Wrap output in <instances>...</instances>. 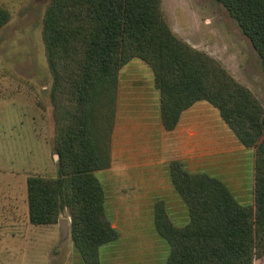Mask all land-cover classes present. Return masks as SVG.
<instances>
[{
    "label": "rangeland",
    "instance_id": "1",
    "mask_svg": "<svg viewBox=\"0 0 264 264\" xmlns=\"http://www.w3.org/2000/svg\"><path fill=\"white\" fill-rule=\"evenodd\" d=\"M58 1L0 0V8L8 14L0 26V190L1 197L7 190L19 191L25 176L58 178L64 201L58 219H67V229L61 230L58 220L37 224L27 248L0 254V264H83L71 238L70 177L60 171L55 145V103L66 106L68 99L53 96L56 85H62L58 79L62 74L59 70L55 74L50 58L63 63L64 58L69 62L78 56L73 52L64 56L60 49L51 56L47 47L45 19L53 5L59 7ZM160 3L170 30L193 50L219 62L264 107L263 63L228 10L216 0ZM74 74L71 68L65 70L69 85ZM99 100L95 122L104 135L109 164L94 174L103 192L104 218L118 234L99 247L100 264H165L169 244L155 228L156 206L177 227L189 221L187 205L174 184V192L157 186L172 181L175 163L190 174L221 180L238 202L253 205L254 177L245 180L244 147L213 105L194 102L173 128L166 129L153 71L137 57L119 68L115 86ZM133 123L139 128L134 130ZM142 124H150L152 138L142 131ZM246 150L253 157L254 176V149ZM254 264H264V256Z\"/></svg>",
    "mask_w": 264,
    "mask_h": 264
},
{
    "label": "trees",
    "instance_id": "2",
    "mask_svg": "<svg viewBox=\"0 0 264 264\" xmlns=\"http://www.w3.org/2000/svg\"><path fill=\"white\" fill-rule=\"evenodd\" d=\"M216 1L235 18L264 67V0ZM57 3L45 19L47 47L51 56L56 49L78 56L63 63L50 58L55 74H62L53 96L68 99L66 106L55 103V145L60 171L70 177L71 238L83 264H100L99 247L118 236L104 218L103 192L94 174L109 164L94 108L115 86L119 68L134 57L153 71L166 129L175 126L184 109L204 100L217 108L243 146L254 149L251 206L238 202L221 180L173 165L172 182L187 205L189 221L177 227L156 206L155 228L169 244L165 264H254L263 257L264 107L255 95L215 59L180 40L166 24L160 0ZM7 17L0 8V26ZM69 68L75 72L70 85L65 77ZM26 187L30 222L55 223L64 207L61 180L32 175Z\"/></svg>",
    "mask_w": 264,
    "mask_h": 264
},
{
    "label": "crops",
    "instance_id": "3",
    "mask_svg": "<svg viewBox=\"0 0 264 264\" xmlns=\"http://www.w3.org/2000/svg\"><path fill=\"white\" fill-rule=\"evenodd\" d=\"M142 117H145V116H142ZM182 117L183 115H181V119H180L181 121H182ZM133 127H134V130H136V128H139V126L135 123H133ZM141 129L144 133L145 132L147 133V137L152 138L150 137L152 135V132L150 133L152 129L150 124L149 125L142 124ZM159 133H157L155 138L159 136ZM226 133L229 134L230 131L226 129ZM133 143H134V140L132 141V144ZM242 147H244L243 149L245 151V162H246V171H247L245 180L247 182L248 175L249 176L251 175V177L253 178V169H252L253 165L251 164V167H250V163H252L253 157L250 156L245 146H242ZM166 174L167 173L165 171V175ZM26 178L27 177L25 176L24 177L25 181H23V183L21 184L19 191H14L10 193V192H7L10 190H7L3 193L4 196L1 197L2 189L0 190V254H4L8 251L11 252V251L21 249V248H27V245H28L27 241H29L32 238V231H35V227H37V224L31 223L29 220L27 187H26L27 179ZM168 181L169 183L165 184V186H163L162 184L161 185L158 184L157 186H160L162 188L169 187L171 188V191L174 192L173 183L171 179L167 180V182ZM151 189H154V188L152 187ZM162 197L164 198L165 196H162ZM138 205L139 204H137L136 206ZM145 205L149 206L150 203H147ZM16 240L17 242H15ZM34 248H36V246Z\"/></svg>",
    "mask_w": 264,
    "mask_h": 264
},
{
    "label": "water",
    "instance_id": "4",
    "mask_svg": "<svg viewBox=\"0 0 264 264\" xmlns=\"http://www.w3.org/2000/svg\"><path fill=\"white\" fill-rule=\"evenodd\" d=\"M58 222H59V225L61 226V230H63L65 232L67 229V219L66 218H59Z\"/></svg>",
    "mask_w": 264,
    "mask_h": 264
}]
</instances>
